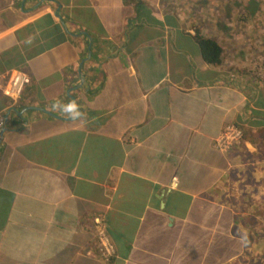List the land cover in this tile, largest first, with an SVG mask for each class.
Segmentation results:
<instances>
[{
    "label": "crops",
    "instance_id": "1",
    "mask_svg": "<svg viewBox=\"0 0 264 264\" xmlns=\"http://www.w3.org/2000/svg\"><path fill=\"white\" fill-rule=\"evenodd\" d=\"M176 1L0 0V264H264V57Z\"/></svg>",
    "mask_w": 264,
    "mask_h": 264
},
{
    "label": "rangeland",
    "instance_id": "2",
    "mask_svg": "<svg viewBox=\"0 0 264 264\" xmlns=\"http://www.w3.org/2000/svg\"><path fill=\"white\" fill-rule=\"evenodd\" d=\"M176 10L182 13V17L191 14L195 23L193 27L204 36L215 39L222 54L228 56L235 52L240 59L251 56L258 63L260 57H264V0H177ZM239 46L245 51H239ZM191 55L190 51L188 57ZM225 59L223 57V62L227 63ZM185 65L191 64L187 60ZM261 256H264V250Z\"/></svg>",
    "mask_w": 264,
    "mask_h": 264
},
{
    "label": "built area",
    "instance_id": "3",
    "mask_svg": "<svg viewBox=\"0 0 264 264\" xmlns=\"http://www.w3.org/2000/svg\"><path fill=\"white\" fill-rule=\"evenodd\" d=\"M12 77V76H11ZM28 83L27 78L18 73L8 80L3 88V93L10 101L18 98L21 89ZM5 124V117L0 114V128ZM241 140V131L233 123L225 124L220 130L219 134L213 139L212 146L218 151L224 152L231 146L237 145ZM104 233L102 229L97 231V242L99 244V251L101 256H110L112 254V247L104 241Z\"/></svg>",
    "mask_w": 264,
    "mask_h": 264
},
{
    "label": "trees",
    "instance_id": "4",
    "mask_svg": "<svg viewBox=\"0 0 264 264\" xmlns=\"http://www.w3.org/2000/svg\"><path fill=\"white\" fill-rule=\"evenodd\" d=\"M188 36H190L189 39L192 40L201 60L208 65H215L220 62L222 50L215 39L203 36L196 28H193V34Z\"/></svg>",
    "mask_w": 264,
    "mask_h": 264
},
{
    "label": "water",
    "instance_id": "5",
    "mask_svg": "<svg viewBox=\"0 0 264 264\" xmlns=\"http://www.w3.org/2000/svg\"><path fill=\"white\" fill-rule=\"evenodd\" d=\"M78 77L80 78L81 75L79 74ZM75 108H76V110H77V113L79 114L80 112H79V110L77 109L76 105H75Z\"/></svg>",
    "mask_w": 264,
    "mask_h": 264
},
{
    "label": "clouds",
    "instance_id": "6",
    "mask_svg": "<svg viewBox=\"0 0 264 264\" xmlns=\"http://www.w3.org/2000/svg\"><path fill=\"white\" fill-rule=\"evenodd\" d=\"M238 127V126H237ZM239 128V127H238Z\"/></svg>",
    "mask_w": 264,
    "mask_h": 264
}]
</instances>
